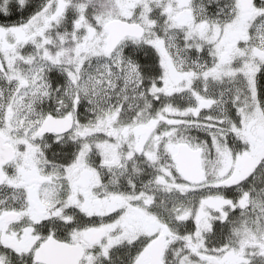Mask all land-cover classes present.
<instances>
[{
  "label": "snow or ice",
  "instance_id": "6c2138e0",
  "mask_svg": "<svg viewBox=\"0 0 264 264\" xmlns=\"http://www.w3.org/2000/svg\"><path fill=\"white\" fill-rule=\"evenodd\" d=\"M0 264H264V0H0Z\"/></svg>",
  "mask_w": 264,
  "mask_h": 264
}]
</instances>
